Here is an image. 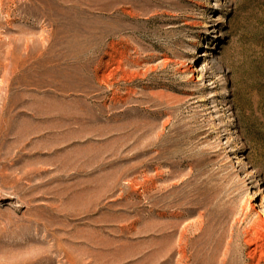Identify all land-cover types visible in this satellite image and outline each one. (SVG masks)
I'll use <instances>...</instances> for the list:
<instances>
[{
	"label": "rangeland",
	"instance_id": "rangeland-1",
	"mask_svg": "<svg viewBox=\"0 0 264 264\" xmlns=\"http://www.w3.org/2000/svg\"><path fill=\"white\" fill-rule=\"evenodd\" d=\"M264 0H0V264H264Z\"/></svg>",
	"mask_w": 264,
	"mask_h": 264
},
{
	"label": "bare ground",
	"instance_id": "bare-ground-1",
	"mask_svg": "<svg viewBox=\"0 0 264 264\" xmlns=\"http://www.w3.org/2000/svg\"><path fill=\"white\" fill-rule=\"evenodd\" d=\"M262 222H264V221L262 220Z\"/></svg>",
	"mask_w": 264,
	"mask_h": 264
}]
</instances>
